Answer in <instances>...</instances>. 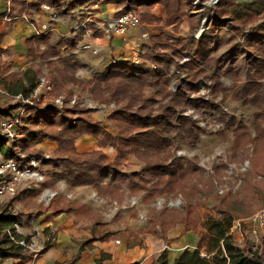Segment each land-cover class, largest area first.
I'll return each mask as SVG.
<instances>
[{
  "label": "rangeland",
  "instance_id": "obj_1",
  "mask_svg": "<svg viewBox=\"0 0 264 264\" xmlns=\"http://www.w3.org/2000/svg\"><path fill=\"white\" fill-rule=\"evenodd\" d=\"M6 1L1 0L0 12ZM11 1L15 3L13 7L11 5L14 13L25 11L34 17L36 22L49 19V15L40 10V4L51 3V0ZM55 1L62 7L59 19H66L65 28L75 22H82L86 17L88 18L86 23L91 24L93 17L90 15L95 10L105 15V10L114 8L116 10L122 6L112 2L107 3L109 6H104V2L99 1V5L95 7L92 0L79 1L78 6L77 4L73 6L74 2L71 3L70 0ZM218 1L191 0L190 6L176 18L169 16L161 3L150 5L135 3L127 8L137 12L141 19V24L136 28H129L125 36L135 40L142 48L141 57L144 61L135 63L154 66L146 56V50L148 51V47L152 46L154 41L159 44L160 51H169V43H173L176 36L200 39L206 33L210 35L209 45L212 51L200 64L202 72L197 80L196 89L183 95L181 92L175 93V89L176 83L185 72L182 69L178 71L171 65L165 72L167 82L152 80L143 82L140 86L134 84L133 89L137 96L132 101L123 97L109 99V89L113 86L114 80L110 79L108 83H99L96 86L92 82L94 74L115 58L114 55L110 56V52H103L107 46L106 38L98 40L103 50L98 54L83 49V61L88 63L86 65L76 57L75 46L71 50L67 49L78 61L74 73L60 60L66 53L63 44L54 46L57 54L51 57L39 54V51L46 47V42H33L31 53L27 54L25 48L23 57H15L8 50H12L11 48L5 49L1 46V87L13 93L12 90L19 83L18 77L24 73L29 79L33 78V81L43 77L44 83H48L50 88L43 86L37 92L31 93L29 97L33 103L39 101L41 105L45 103L55 105L52 99L58 96L64 102L57 107H75V112L69 113L68 116L83 115L94 118L99 127L108 131L105 135L104 132L98 135L100 143L108 148L105 152L107 158H103L98 150L81 155L74 153L71 138L75 132L64 130L61 121L40 124L43 125L44 133L66 135L63 139V149L72 157L104 163L107 159H113L116 154V137L119 131L124 135H130L131 151L118 165L119 170L126 173L125 176L100 189L94 187V192L95 189L98 191V197L95 196L94 200L97 204L94 207L102 211L99 213L104 215V222L128 225L129 222L137 221L143 225L147 222L152 207L159 208L165 203L168 206L179 207L184 199H187L199 211L198 220L205 213H214L218 206L225 204L233 215L231 224L233 226L236 219H242L255 209L264 207V0H236L231 6L232 13L221 16L220 25L212 32L207 29V25ZM14 21L18 22H5L7 26L5 30L12 28L21 30V37L31 35L27 34L26 28L30 25L25 19L18 18ZM55 23L60 27L58 20ZM47 34V43H55L61 35L71 37L78 34V39L83 38L80 30L64 34L50 31ZM118 45L121 53H117L116 56L129 55L130 44H123L121 39ZM175 57L179 58V61L188 58L183 54ZM18 58L23 59V62L18 60L17 63ZM72 98L75 99L74 102L70 101ZM142 98L148 100L146 119H150V122L141 125L140 121L134 119L133 113L142 102ZM7 101L12 102V97L6 96L0 100L1 103ZM117 109L123 110L116 113ZM180 123H184L185 126L193 124L200 128L194 145L182 144L178 147L181 139L176 130ZM173 125L176 129L170 128L174 127ZM45 138L52 139L47 136L28 147L30 150L41 149V154L30 158L35 159L37 168L44 173V179L30 185H27V181H22L17 190L19 192L23 188L34 186L41 187L40 191L27 198L25 202L14 201L11 204L12 210L25 212L22 222L15 223V228L19 233L28 235L29 242L32 238L31 233L34 232L32 225L36 222L34 216L36 207H44L59 196L53 193L49 197L47 194L46 186L51 183L43 187L41 185L44 181H50L51 172L56 169L51 163L42 162L45 158L58 155L57 147L52 148L49 142L40 143ZM56 143L58 145V142ZM113 150L115 153L111 158L109 155ZM174 154L181 155L184 160L192 158L204 169L188 174L177 189L166 194L153 190L152 198L144 200L142 193L154 187L156 176L145 174L139 178L129 174L141 172L146 162L166 163ZM107 180L108 177L105 178V181ZM143 185L146 189L142 187ZM11 196L3 197L0 205L8 202ZM237 231L236 229L232 232L233 237ZM244 236L247 234L244 233ZM27 249L31 251V248ZM199 249L201 255H208L203 246Z\"/></svg>",
  "mask_w": 264,
  "mask_h": 264
},
{
  "label": "trees",
  "instance_id": "obj_2",
  "mask_svg": "<svg viewBox=\"0 0 264 264\" xmlns=\"http://www.w3.org/2000/svg\"><path fill=\"white\" fill-rule=\"evenodd\" d=\"M70 1L71 3L74 2V6L79 1L84 0ZM92 1L121 4L122 6H119L115 11L116 14L128 10L127 8L135 3L139 5L161 3L167 10L168 15L173 18H176L179 14L185 12L186 8L191 4V0ZM235 1L236 0L218 1L217 7L211 12L208 20V30L210 29L213 32L220 25L219 21L221 20V16L232 13L231 6ZM14 4L11 1L12 7ZM51 4L58 5L55 0H51ZM47 33L48 32L42 34L33 33L25 38L27 54L31 53L33 48L32 44L35 41L46 42V47L41 49L39 54L46 55L47 57L57 54L55 47L63 44L66 53L60 57V60L67 69H70L74 73V69L78 66V61L74 58L73 53L67 49L71 50V48H73L78 39V34H74L71 37L61 35L56 39L55 43H47ZM2 39L3 33L0 32V48ZM210 39L211 37L207 33L200 39L176 36L173 43H169V51H160L158 49L159 44L154 41L152 46L148 47V51L146 50L147 58L154 63L153 67L131 62L125 58H113L110 62L105 64L103 69L94 74L92 82L96 86L99 83H108V80L113 79L114 84L109 89V99L123 97L128 101H132L133 98L137 96L135 95L136 93H134V84L140 86L143 82L152 80L167 82L165 72L171 65H174L176 70L179 71V69H182L185 72L181 77L179 76L180 80L176 83L175 93L181 92L182 95L184 93L186 94L189 91H194L196 89L197 80L202 72L200 64L212 51V47L209 45ZM179 54L186 55L188 58L179 61V58L175 57ZM18 80L19 83L12 90L13 93L14 91H21L24 95H28L36 84V81H33V78L29 79V76H27V74L25 75V73L18 77ZM147 101V98H142V102L137 106L133 113L134 119L140 121L141 125L150 122V119H146L148 116ZM20 105L25 106V112L21 116L20 123L18 124L15 144L13 147L5 146L2 143V135L0 134V155L3 158L15 157L22 160V162H27L30 157L42 153L40 148H35L33 150L28 149L29 145L35 144L40 139L47 136L57 140V157H48L42 162V164L51 163L56 169L51 172V182L44 181L41 183L42 187L47 185V183H53L55 180L64 179L69 185L92 184L100 189L102 186L110 185L112 181L122 178L123 175L125 176L126 173L120 171L118 165L123 157L131 151L129 148L130 142H132V140H130V135H124L119 131L116 137V154L113 159H107L104 163L91 159H75L63 149V139L66 135L50 132L44 133L45 131L42 128L43 125L41 126L40 124H53L56 121H61L64 130L68 129L69 131L72 130L75 132L71 138L72 142L76 135L83 132L92 133L97 137L100 132H104L105 135L108 131L99 127L94 118H88L83 115H77L75 117L68 116L69 113L75 112V107H57L50 103L41 105L39 101H35L31 105L21 100H16L14 102H0V115L11 114L13 108ZM141 109L143 110L141 111ZM122 110L123 109H117L116 113ZM170 128L176 129V126ZM199 130L200 128L197 125L191 124L185 126L184 123H180V127L176 130V134L179 135V139H181L178 147L182 144H188L190 146L194 145ZM94 151L90 153H93ZM98 152L101 157L107 158L105 152L101 150H98ZM78 154L81 155L80 153ZM142 160L145 161V159ZM203 169L204 167L194 159L188 158L184 160L181 155L174 154L166 163L146 162L141 169L142 175L141 172H133L129 175L137 176L139 178L145 174L156 176L154 187L150 190H144L142 193L144 200H150L152 198L153 190H156L158 193L166 194L168 191L177 189L179 183H182L181 181L188 174L200 172ZM106 177H108L107 181H105ZM160 184L161 187H159ZM142 187L146 189V186L143 185ZM40 189L41 187L34 186L23 188L12 195L8 199V202L0 205V259L18 258L19 263L33 255L32 250H28L27 246L18 242V240L23 239L26 243H29V236L19 233L15 228V223L20 224L22 222L23 213L25 212L21 210H12L11 204L14 201H19L21 203L25 202L27 198L38 193ZM67 203L59 206L55 205L54 212L56 213L61 210H67ZM39 209L34 212V216H37L39 212H41L42 209L40 207ZM199 214L197 208L187 199H184L179 207L173 205L168 206L165 203L159 208H151L146 224L141 227L143 232L160 234L165 237L168 228L174 226L176 223H182L184 230H193L198 236L196 247H184L179 251L173 261H169L167 252L163 249L159 253L154 264H227V262L229 264H264L257 250L252 251L249 246L246 245L240 247L234 242L232 233L228 232L232 224L233 215L229 212L225 204L224 206H218L214 213H205L200 220H198ZM7 229L10 231V234L7 232ZM44 230H46V228ZM11 235L13 237H11ZM106 236H108V233L103 234V237ZM51 244L52 240L50 235V238L44 241L41 250H45ZM201 246H203L208 254L207 256L200 254L199 248H201Z\"/></svg>",
  "mask_w": 264,
  "mask_h": 264
},
{
  "label": "crops",
  "instance_id": "obj_3",
  "mask_svg": "<svg viewBox=\"0 0 264 264\" xmlns=\"http://www.w3.org/2000/svg\"><path fill=\"white\" fill-rule=\"evenodd\" d=\"M103 5L109 6L107 3ZM109 10H105L104 14L116 11L115 8ZM2 16L1 11L0 32L3 33L1 46L5 49L11 48L12 50H8L15 57H23L25 55L23 51L26 48L25 38L28 35L21 37V30L13 28L5 30L7 21ZM64 20L66 19H58L60 27L57 25L58 32L62 34L72 26L65 28ZM16 22L12 21V23ZM26 31L27 34L34 33L30 26L26 28ZM120 40L119 37L108 40L103 52H110V56L114 55L115 58H124L123 55L116 56L117 53H121L118 49ZM18 60L23 62V59L18 58L17 63ZM43 141L49 142L52 148L53 146L58 147L54 139L45 138L40 143ZM73 147L76 154L90 153L94 150L107 152L108 150L105 144L100 143L98 136L88 132L76 135L73 139ZM114 153L115 150L108 155L112 158ZM94 187L92 184L69 185L64 179L55 180L47 185V194L55 193L59 196L46 206L40 207L42 210L36 216L35 224L32 225L34 232L30 231L32 234L30 248L33 255L19 263L18 258H2L0 264H154L163 249L167 252L169 261H173L184 247H196L197 234L190 229L184 230L181 223L168 228L164 237L160 234L143 232L141 227L146 223L142 225L137 221H132L128 225H114L104 222V215L99 213L102 211L94 207L97 204L94 201L95 196L98 197V191L95 189L94 192ZM65 203H67V210L54 212L55 205ZM38 209L36 207L35 211ZM104 233H108V236L103 237ZM50 235L52 244L45 250H41L44 241L50 238ZM164 245L169 247H164Z\"/></svg>",
  "mask_w": 264,
  "mask_h": 264
},
{
  "label": "built area",
  "instance_id": "obj_4",
  "mask_svg": "<svg viewBox=\"0 0 264 264\" xmlns=\"http://www.w3.org/2000/svg\"><path fill=\"white\" fill-rule=\"evenodd\" d=\"M1 1V0H0ZM99 1H94L93 6L97 7ZM78 6V4H77ZM40 10L44 11L49 15V19L46 21L36 22L35 18L30 16L27 12L22 11L19 13H14L11 9V1L7 0L3 3V19L5 21H13L18 18L25 19L30 27L33 29L34 33L42 34L50 31H58L55 22L60 18L62 14L61 5L51 4L49 2H42L40 4ZM90 16L93 17L92 23L87 24L86 17L82 22H75L71 28L65 33H75L80 30L82 32L83 38L76 40L75 52L76 57L83 61L84 55L82 54L83 49L89 50L92 54H98L102 52V45L98 40H113L115 37L122 39L123 44H130L131 50L129 55L124 56L128 60L134 62L144 61L141 57L142 48L139 43L135 40L129 39L126 33L129 28H136L141 24L140 16L137 12L133 10H125L119 14L115 11L109 14L103 15L102 12L95 10ZM95 60V59H94ZM142 61V62H143ZM84 62V61H83ZM85 63V62H84ZM88 63H85V65ZM95 65L92 64V66ZM99 66V65H98ZM94 67V66H93ZM50 88L48 83H44V78L36 81L35 86L31 89L28 95H24L21 91L16 93L9 92L5 87L0 86V100L6 96L12 97V102L16 100L24 101L28 104H32V100L29 95L33 92H37L40 87ZM74 98L70 101L74 102ZM56 106H61L63 104V99L60 97H54L52 99ZM25 112V106L20 105L13 108L11 114L0 115V134L2 135V143L7 147H13L16 141L18 124L20 123L21 116ZM38 161V160H37ZM44 179V173L37 168L34 158H30L27 162H22V160L15 157L0 158V200L3 197L11 196L15 194L18 190V185L22 181H27L28 184H36ZM53 193L49 194L52 195ZM243 227V230H242ZM238 230L236 236L233 237L234 242L240 247L246 245L249 246L250 250H257L261 259L264 263V207H259L249 213L242 219H236L233 226L230 227L229 233L234 230ZM247 236H244V233ZM10 234V231L7 229ZM11 237H13L11 235ZM119 241V239H115ZM24 246L30 248L32 245L26 243L23 239L18 240ZM164 247H169L164 245ZM203 253V252H202ZM227 264H229L227 262Z\"/></svg>",
  "mask_w": 264,
  "mask_h": 264
}]
</instances>
